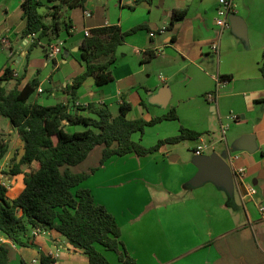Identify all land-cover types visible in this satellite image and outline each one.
Listing matches in <instances>:
<instances>
[{"label":"crops","instance_id":"crops-1","mask_svg":"<svg viewBox=\"0 0 264 264\" xmlns=\"http://www.w3.org/2000/svg\"><path fill=\"white\" fill-rule=\"evenodd\" d=\"M23 1L0 0V36L11 38L0 76L3 67H10L13 80L8 84L14 87L15 79H21L19 89L34 78L43 84L35 48L28 52L34 38L21 36ZM232 2V15L241 20L235 30L244 37L235 35L230 24L222 31L214 26L218 0H86L83 8L62 10L61 19L72 23L70 36L62 26L50 44H60L61 54L53 59L47 55L43 63L52 68L46 79L53 98L59 96L75 112L64 89L84 71L79 46L86 33L105 26H118L125 33L144 25L118 47L111 83L96 86L87 79L82 84L74 106L85 110L76 112L92 116L87 108L92 105L95 110L105 107L116 117L124 95L131 104L128 121L148 122L172 111L176 115L175 120H162L145 127L142 134H132V141L143 147L152 148L178 135L181 128L200 135L143 157H111L102 166L100 151L95 163L80 172L90 174L82 188L113 215L136 264H264V219L257 209V204L264 207V0ZM180 10H186V16L171 25L173 12ZM46 44L44 38L38 46ZM149 52L154 56L147 59ZM60 64L76 69L53 74ZM220 77L226 80L218 84ZM162 89L163 99L158 96ZM215 91V103H209L206 95ZM86 129L64 127L68 134ZM244 135L255 137L253 153L235 148ZM198 146L204 149L199 157L193 153ZM213 155L228 165L229 185L201 177L199 159ZM240 169L242 179L235 176ZM250 187L256 195L243 199L244 189ZM22 190L23 182L20 189L7 191V197L14 199ZM33 235L36 249L14 246L0 233V244L8 247V264H40V253L56 264H88L82 252L55 230ZM103 253L111 264H122L116 254Z\"/></svg>","mask_w":264,"mask_h":264},{"label":"trees","instance_id":"trees-1","mask_svg":"<svg viewBox=\"0 0 264 264\" xmlns=\"http://www.w3.org/2000/svg\"><path fill=\"white\" fill-rule=\"evenodd\" d=\"M47 2L53 6L49 8L41 0H24L21 5L24 22L21 36L34 38L28 52L44 38L49 46L58 38L62 26L70 36L72 23L61 19L62 10L83 8L86 0ZM43 9L45 15L40 13ZM186 14V10L174 11L171 25L181 21ZM145 28L141 25L125 33L118 26L91 29V36L84 37L79 46L84 71L64 89L69 97L68 104L76 102L77 92L87 79H93L96 86L111 83L110 68L118 47L126 36ZM146 56L148 59L154 55L149 52ZM10 80H13V70L6 67L0 76V117L9 121L23 143V154L13 160L10 171L12 176H23V190L16 198L9 199L7 189L0 184V233L14 246L36 249L33 232L55 230L69 245L82 252L88 264H111L103 251L116 254L122 264H136L120 239V228L113 215L94 202L88 189L78 188L90 174L75 173L72 168L83 163L96 147H102L99 161L102 166L111 157L129 154L143 157L157 152L162 146L193 141L200 135L181 128L178 135L159 141L152 148H144L132 141V134H142L145 127L162 120H175L173 111L148 122L141 119L128 121L126 114L131 110V104L123 95L118 116L113 117L105 107L92 109V105L87 107L92 116H84L76 112L85 110L79 106L72 105L75 112L71 113L69 106L63 103L47 107L29 104L40 84L37 78L21 89L18 88L21 79H15V86L6 91L4 84ZM219 80L223 82L226 77ZM65 125H81L87 129L68 134ZM7 151V146L0 144V162ZM39 262L56 264L55 259L43 253H40ZM0 264H8V247L3 244H0Z\"/></svg>","mask_w":264,"mask_h":264},{"label":"rangeland","instance_id":"rangeland-1","mask_svg":"<svg viewBox=\"0 0 264 264\" xmlns=\"http://www.w3.org/2000/svg\"><path fill=\"white\" fill-rule=\"evenodd\" d=\"M42 14L43 15L46 14L45 9L42 10ZM2 21H3V12L0 9V24ZM45 21H47V18H45ZM1 37L7 38L8 44H6V46L0 44V67H1V62H5L7 60L6 57L9 53L8 45L11 41V38H9L7 36H1ZM46 48H47V44L43 47L37 46L33 51V57L38 58V60H39L38 63H40L39 66H41V68L43 69V70H41V74H40V80H43V84L39 85V87H38L42 90V92L38 93L36 90V92L32 95V97L28 101L29 104L37 103V104H39L41 106H45V107L54 106L55 103H58V102L62 103L59 96H57V98H53L50 95L52 90L50 88L49 82L46 79L47 78L46 75L52 71V68H51L50 64L48 67H43L44 61H45V63L47 61L45 58V57H47ZM51 59H53V58H51ZM60 67L61 68L59 69V71L57 73L54 72L53 74L58 75L61 72L68 73V72H71L72 70L76 69L75 66H73V65L67 66L66 64H60ZM3 69H5V68L3 67ZM22 70L23 69L20 70L21 73L23 72ZM12 87H13V84H8V83L4 84V88L6 91L11 90ZM58 87L60 88L61 85H58ZM73 106H74V104H73ZM0 144L6 145L8 148L6 156L0 162V184L3 185L9 193H12L11 192L12 189H20L22 187V180H21L22 177L21 176H16V177L12 176L10 174V171L12 169L13 160L20 158L21 155L23 154V143L19 139L16 131L10 125L9 121L6 119H3L1 117H0ZM189 146H191V145L188 144L187 147H189ZM182 147L183 146H179V148H182ZM101 149H102L101 146L95 148L89 154L88 158L84 161V163L80 164V166L73 167L72 171L75 173H80L83 170H86L87 167L92 166L91 164L95 163L94 162L95 157L100 156ZM80 187H82V184L78 186V188H80Z\"/></svg>","mask_w":264,"mask_h":264},{"label":"water","instance_id":"water-1","mask_svg":"<svg viewBox=\"0 0 264 264\" xmlns=\"http://www.w3.org/2000/svg\"><path fill=\"white\" fill-rule=\"evenodd\" d=\"M228 21L233 33L238 37H244V34H241L235 30V25H237V23H241V20L231 15L229 16ZM66 56L67 53L65 52L63 57L65 58ZM165 93V89H162L158 96L163 99L165 97ZM234 146L236 149L241 151L253 153L256 149L255 137L253 135H244L235 142ZM197 165L200 169L201 177L209 178L214 182L229 185L231 180L230 169L228 165H226V163L218 156L213 155L210 158H200Z\"/></svg>","mask_w":264,"mask_h":264},{"label":"built area","instance_id":"built-area-1","mask_svg":"<svg viewBox=\"0 0 264 264\" xmlns=\"http://www.w3.org/2000/svg\"><path fill=\"white\" fill-rule=\"evenodd\" d=\"M218 6L216 13H215V18H214V26L217 27L220 31L223 29L227 28L229 26V21L228 18L229 16L232 15L233 13V2L232 0H218ZM87 37L91 36L89 33L85 34ZM0 44L5 45L8 44L7 38L1 37L0 36ZM60 44H55V45H49L46 48L47 55L50 58L55 57L56 55L61 54V48L59 47ZM213 50H217V43H213L212 45ZM220 80H218V84H220ZM38 93H41V89H37ZM206 99L209 103H215L216 99V91L213 93H209L206 95ZM236 119V117H234ZM204 151L202 146L196 147V149L193 151L194 155L199 157L201 156L202 152ZM235 176L239 179H242L244 176V171L243 170H238ZM256 195V190L252 187L250 188H245L244 189V194H243V199H253V197ZM257 209L260 214V217L264 219V207L257 204Z\"/></svg>","mask_w":264,"mask_h":264}]
</instances>
